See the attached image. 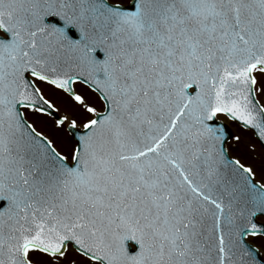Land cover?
<instances>
[{
	"label": "snow or ice",
	"instance_id": "obj_1",
	"mask_svg": "<svg viewBox=\"0 0 264 264\" xmlns=\"http://www.w3.org/2000/svg\"><path fill=\"white\" fill-rule=\"evenodd\" d=\"M224 120L264 148V0H0V264H264Z\"/></svg>",
	"mask_w": 264,
	"mask_h": 264
},
{
	"label": "rangeland",
	"instance_id": "obj_2",
	"mask_svg": "<svg viewBox=\"0 0 264 264\" xmlns=\"http://www.w3.org/2000/svg\"><path fill=\"white\" fill-rule=\"evenodd\" d=\"M258 79L261 77L258 75ZM79 90V89H78ZM46 92V95L52 99L54 104L58 109L59 115H75L74 110L72 109L70 101L67 100L61 93L51 90V93ZM33 122L36 124L38 130H42L46 135H49L54 141L66 143L69 139V135L66 132L56 130L54 127L53 117L49 118H37L32 117ZM224 122L230 127L232 133L239 134L242 137V143L238 146L236 151H230V154L235 156H244L247 162L252 163L255 166L257 172V179L260 180L264 176V150L259 146V143L256 141L255 137L251 131L242 130L238 124L224 120ZM257 144V150L255 153H249L247 151V146L250 144ZM259 246V245H258ZM262 254H264V247L260 248Z\"/></svg>",
	"mask_w": 264,
	"mask_h": 264
},
{
	"label": "flooded vegetation",
	"instance_id": "obj_3",
	"mask_svg": "<svg viewBox=\"0 0 264 264\" xmlns=\"http://www.w3.org/2000/svg\"><path fill=\"white\" fill-rule=\"evenodd\" d=\"M78 89H79V88H78ZM48 93L50 94V93H51V91H49ZM57 114H58V112H57ZM58 115H59V114H58ZM32 119H34V118H32Z\"/></svg>",
	"mask_w": 264,
	"mask_h": 264
},
{
	"label": "water",
	"instance_id": "obj_4",
	"mask_svg": "<svg viewBox=\"0 0 264 264\" xmlns=\"http://www.w3.org/2000/svg\"><path fill=\"white\" fill-rule=\"evenodd\" d=\"M225 123V122H224ZM226 124V123H225ZM229 128V127H228ZM229 130L231 131V129L229 128ZM264 149V148H263Z\"/></svg>",
	"mask_w": 264,
	"mask_h": 264
}]
</instances>
